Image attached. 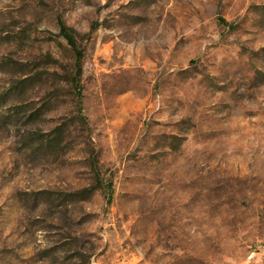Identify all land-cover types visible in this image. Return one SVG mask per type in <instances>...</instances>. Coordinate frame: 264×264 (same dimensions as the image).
Here are the masks:
<instances>
[{
  "label": "rangeland",
  "instance_id": "obj_1",
  "mask_svg": "<svg viewBox=\"0 0 264 264\" xmlns=\"http://www.w3.org/2000/svg\"><path fill=\"white\" fill-rule=\"evenodd\" d=\"M0 264H264V0H0Z\"/></svg>",
  "mask_w": 264,
  "mask_h": 264
},
{
  "label": "trees",
  "instance_id": "obj_2",
  "mask_svg": "<svg viewBox=\"0 0 264 264\" xmlns=\"http://www.w3.org/2000/svg\"><path fill=\"white\" fill-rule=\"evenodd\" d=\"M61 30H62V33L66 36V38L69 40V42L75 46V37L74 35L72 34L71 30L67 27V25L63 22H61ZM79 54H81L79 52ZM82 58V56L80 55V59ZM79 73H81V66L79 68ZM80 97H82V94L80 92ZM90 190V189H87V191Z\"/></svg>",
  "mask_w": 264,
  "mask_h": 264
},
{
  "label": "built area",
  "instance_id": "obj_3",
  "mask_svg": "<svg viewBox=\"0 0 264 264\" xmlns=\"http://www.w3.org/2000/svg\"><path fill=\"white\" fill-rule=\"evenodd\" d=\"M255 252H253V255H254Z\"/></svg>",
  "mask_w": 264,
  "mask_h": 264
}]
</instances>
